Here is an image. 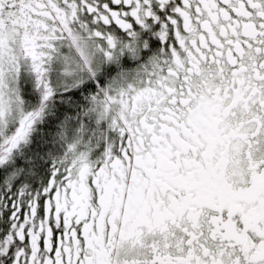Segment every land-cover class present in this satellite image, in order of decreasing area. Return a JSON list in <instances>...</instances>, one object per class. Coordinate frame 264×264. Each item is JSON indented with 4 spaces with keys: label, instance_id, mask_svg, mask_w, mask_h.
<instances>
[{
    "label": "snow or ice",
    "instance_id": "obj_1",
    "mask_svg": "<svg viewBox=\"0 0 264 264\" xmlns=\"http://www.w3.org/2000/svg\"><path fill=\"white\" fill-rule=\"evenodd\" d=\"M0 264H264V0H0Z\"/></svg>",
    "mask_w": 264,
    "mask_h": 264
}]
</instances>
